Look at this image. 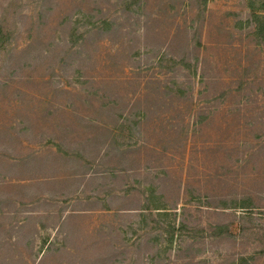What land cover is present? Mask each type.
<instances>
[{"label":"rangeland","instance_id":"1","mask_svg":"<svg viewBox=\"0 0 264 264\" xmlns=\"http://www.w3.org/2000/svg\"><path fill=\"white\" fill-rule=\"evenodd\" d=\"M0 264H264V0H0Z\"/></svg>","mask_w":264,"mask_h":264},{"label":"trees","instance_id":"2","mask_svg":"<svg viewBox=\"0 0 264 264\" xmlns=\"http://www.w3.org/2000/svg\"><path fill=\"white\" fill-rule=\"evenodd\" d=\"M147 200H149L150 202H152V197H150V198L147 197ZM152 205L154 206V209H157V210L163 209L159 204L153 203ZM226 231H227V228H226Z\"/></svg>","mask_w":264,"mask_h":264}]
</instances>
